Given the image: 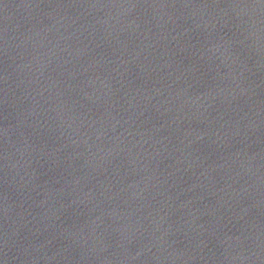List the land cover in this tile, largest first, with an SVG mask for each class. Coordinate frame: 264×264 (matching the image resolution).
Segmentation results:
<instances>
[{
    "label": "water",
    "instance_id": "water-1",
    "mask_svg": "<svg viewBox=\"0 0 264 264\" xmlns=\"http://www.w3.org/2000/svg\"><path fill=\"white\" fill-rule=\"evenodd\" d=\"M0 264H264V0H0Z\"/></svg>",
    "mask_w": 264,
    "mask_h": 264
}]
</instances>
